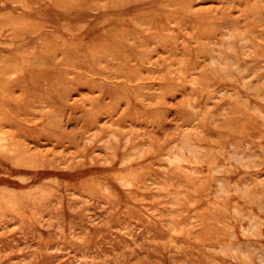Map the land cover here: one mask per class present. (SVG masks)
Here are the masks:
<instances>
[{
  "label": "rangeland",
  "instance_id": "obj_1",
  "mask_svg": "<svg viewBox=\"0 0 264 264\" xmlns=\"http://www.w3.org/2000/svg\"><path fill=\"white\" fill-rule=\"evenodd\" d=\"M0 264H264V0H0Z\"/></svg>",
  "mask_w": 264,
  "mask_h": 264
}]
</instances>
